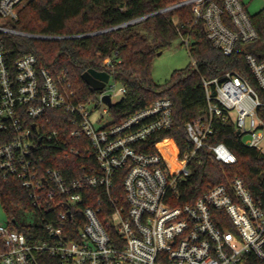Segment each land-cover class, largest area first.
Segmentation results:
<instances>
[{"label": "built area", "instance_id": "2783aa9c", "mask_svg": "<svg viewBox=\"0 0 264 264\" xmlns=\"http://www.w3.org/2000/svg\"><path fill=\"white\" fill-rule=\"evenodd\" d=\"M27 1L0 0V178L19 181L39 220L32 225L40 227L29 237L0 224V264H251L254 257L264 261V207L242 178L209 185L194 202H181L201 152L219 165L237 161L225 143L208 141L214 116L231 120L244 144L264 154V54L251 50L259 45V31L244 1L180 0L160 9L190 7L194 23H203L207 37L225 55H231L238 42L245 44V58L258 83L254 88L237 71H228L222 80H204L208 112L186 123L184 151L173 150L164 138L174 127L169 97L119 122L112 116V121L96 126L92 101L76 100L65 77H56L34 53L13 59L6 34L66 37L16 28ZM173 21L178 25V16ZM180 38L188 48L190 36L180 32ZM111 80L112 74L97 99L106 105L104 112L112 107L103 101L104 95L114 104L113 97L126 92L123 85L116 90ZM67 124L69 137L87 143L83 150L68 149L63 142ZM53 149L65 156H86L87 166L69 174L48 166L54 160L49 154ZM119 173L121 192L115 189Z\"/></svg>", "mask_w": 264, "mask_h": 264}, {"label": "trees", "instance_id": "16d2710c", "mask_svg": "<svg viewBox=\"0 0 264 264\" xmlns=\"http://www.w3.org/2000/svg\"><path fill=\"white\" fill-rule=\"evenodd\" d=\"M178 1L28 0L19 11V20L14 24L16 28L33 34L66 37L42 39L12 34L3 37L13 59L34 53L40 64L56 77H65L76 93V100H97L100 93L83 79L85 71L94 68L112 74L114 80L126 88L125 94L110 108L114 122L159 98L169 97L174 105V127L165 133L164 138L173 150L184 151L188 148L184 129L186 123L208 112L204 80L216 77L222 80L228 71H237L254 88H258V83L245 58V44L238 42L235 51L225 55L207 37L203 23H194L190 7L160 12V9ZM250 15L259 31V45L250 49L264 54V8ZM174 16L179 18L178 25L174 24ZM140 18L143 19L133 22ZM180 32L191 38L188 51L192 62L184 68L175 69L166 82L158 83L152 77L154 58L158 52L170 48L174 40L180 38ZM109 59L110 65L107 64ZM62 116L67 120V114ZM212 124L213 133L208 141L212 144L225 143L236 155L237 161L219 165L204 151L201 152L193 163V172L183 189L181 202H194L209 185L227 183L234 177H240L256 202L264 207V154L244 144L231 120L214 116ZM53 126L62 129L59 123ZM65 126L62 139L67 148L80 146L83 150L87 143L69 137L71 127L69 124ZM49 154L54 156V160L49 161L48 166L68 174L73 173L74 168L76 171L83 169L89 161L86 156L78 157L72 152L65 156L56 149ZM115 181V189L121 192L120 173ZM0 198L11 218L9 225L12 228L25 232L29 237L39 230V225L18 221L17 208L33 209L27 192L16 178H0ZM12 219H16L17 223H13ZM3 249L0 237V251ZM251 264H264V261L254 257Z\"/></svg>", "mask_w": 264, "mask_h": 264}, {"label": "rangeland", "instance_id": "374dc122", "mask_svg": "<svg viewBox=\"0 0 264 264\" xmlns=\"http://www.w3.org/2000/svg\"><path fill=\"white\" fill-rule=\"evenodd\" d=\"M247 5L250 14H255L264 8V0H243ZM182 39L178 38L174 40L172 46L164 50L161 54H157L153 61L152 77L158 83L166 82L175 69L184 68L192 62V57L185 44L182 43ZM115 85V89H119L121 84L110 81ZM122 95H116L113 97V101L120 100ZM91 107L93 108V121L96 126H100L106 122L112 121V115L110 112H104L106 105L97 100H92ZM100 119V121H99ZM17 218L20 223L32 224L37 223L38 217L35 212L28 209L19 207L17 208ZM11 220L9 214L6 212L0 198V224L8 225Z\"/></svg>", "mask_w": 264, "mask_h": 264}, {"label": "water", "instance_id": "95a60500", "mask_svg": "<svg viewBox=\"0 0 264 264\" xmlns=\"http://www.w3.org/2000/svg\"><path fill=\"white\" fill-rule=\"evenodd\" d=\"M161 53V51L158 52V55ZM82 77L94 90L100 91L108 82L110 74L107 71H99L94 68H90L83 73ZM102 99L108 104V106L111 107L113 105L110 95H104Z\"/></svg>", "mask_w": 264, "mask_h": 264}, {"label": "crops", "instance_id": "0c3cea01", "mask_svg": "<svg viewBox=\"0 0 264 264\" xmlns=\"http://www.w3.org/2000/svg\"><path fill=\"white\" fill-rule=\"evenodd\" d=\"M245 3V2H244ZM246 5V4H245Z\"/></svg>", "mask_w": 264, "mask_h": 264}]
</instances>
